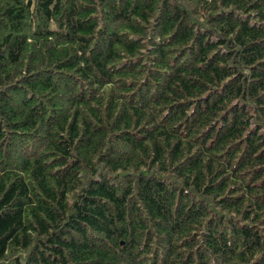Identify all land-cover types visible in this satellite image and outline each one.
I'll list each match as a JSON object with an SVG mask.
<instances>
[{
    "label": "trees",
    "instance_id": "1",
    "mask_svg": "<svg viewBox=\"0 0 264 264\" xmlns=\"http://www.w3.org/2000/svg\"><path fill=\"white\" fill-rule=\"evenodd\" d=\"M0 264H264V0H0Z\"/></svg>",
    "mask_w": 264,
    "mask_h": 264
}]
</instances>
